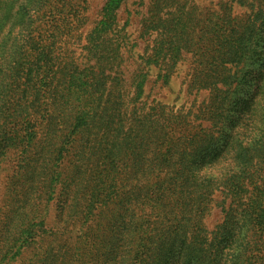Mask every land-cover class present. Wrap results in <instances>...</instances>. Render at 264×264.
<instances>
[{"label": "rangeland", "instance_id": "obj_1", "mask_svg": "<svg viewBox=\"0 0 264 264\" xmlns=\"http://www.w3.org/2000/svg\"><path fill=\"white\" fill-rule=\"evenodd\" d=\"M142 250L264 264V0H0V264Z\"/></svg>", "mask_w": 264, "mask_h": 264}, {"label": "trees", "instance_id": "obj_2", "mask_svg": "<svg viewBox=\"0 0 264 264\" xmlns=\"http://www.w3.org/2000/svg\"><path fill=\"white\" fill-rule=\"evenodd\" d=\"M118 2L120 0H117ZM162 30V29H161ZM140 256H144V260L142 262H137V264H142V263H145L146 261L145 260H148V258H151V255H152V252H149L147 250H142L138 253ZM129 256V255H128ZM128 258V257H127ZM130 262L132 263V260L130 259Z\"/></svg>", "mask_w": 264, "mask_h": 264}]
</instances>
